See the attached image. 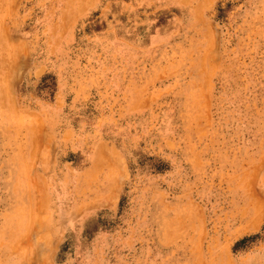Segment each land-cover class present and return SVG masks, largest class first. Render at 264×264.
Returning a JSON list of instances; mask_svg holds the SVG:
<instances>
[{
    "label": "rangeland",
    "instance_id": "obj_1",
    "mask_svg": "<svg viewBox=\"0 0 264 264\" xmlns=\"http://www.w3.org/2000/svg\"><path fill=\"white\" fill-rule=\"evenodd\" d=\"M0 264H264V0H0Z\"/></svg>",
    "mask_w": 264,
    "mask_h": 264
}]
</instances>
